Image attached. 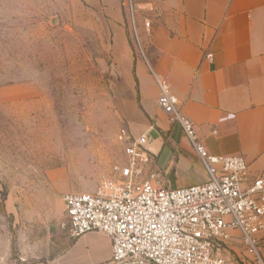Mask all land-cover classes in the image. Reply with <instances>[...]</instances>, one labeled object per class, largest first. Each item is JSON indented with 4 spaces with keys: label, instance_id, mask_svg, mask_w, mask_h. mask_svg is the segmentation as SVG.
Listing matches in <instances>:
<instances>
[{
    "label": "rangeland",
    "instance_id": "374dc122",
    "mask_svg": "<svg viewBox=\"0 0 264 264\" xmlns=\"http://www.w3.org/2000/svg\"><path fill=\"white\" fill-rule=\"evenodd\" d=\"M159 2L134 0L137 25ZM127 32L145 57L128 0H0V264L104 255L99 236L71 234L63 196L94 191L126 161L118 133H134L141 107L127 87Z\"/></svg>",
    "mask_w": 264,
    "mask_h": 264
},
{
    "label": "crops",
    "instance_id": "0c3cea01",
    "mask_svg": "<svg viewBox=\"0 0 264 264\" xmlns=\"http://www.w3.org/2000/svg\"><path fill=\"white\" fill-rule=\"evenodd\" d=\"M150 19V27L145 19ZM145 57L136 56L127 32V87L139 91L135 135L150 134L151 167L170 187L206 181L208 174L179 123L158 106L159 89L149 65L167 78L179 107L214 154H243L254 170L264 166V0H160L138 22ZM213 52L214 58H206ZM216 129V131H214ZM225 264H255L238 231ZM107 247L99 263L112 256ZM79 239V240H80ZM78 240V241H79ZM264 255V239L262 247ZM97 264V263H96Z\"/></svg>",
    "mask_w": 264,
    "mask_h": 264
},
{
    "label": "built area",
    "instance_id": "2783aa9c",
    "mask_svg": "<svg viewBox=\"0 0 264 264\" xmlns=\"http://www.w3.org/2000/svg\"><path fill=\"white\" fill-rule=\"evenodd\" d=\"M128 3L140 40L134 0ZM145 24L150 27L151 20ZM205 56L213 60L214 53ZM149 69L159 89V108L181 125L208 179L167 186L151 167L150 134L122 128L118 140L126 161L116 164L113 175L103 177L94 191L63 196L71 234H106L112 242L106 264H225L238 231L255 264H264V166L254 170L243 154L211 153L180 109L169 80Z\"/></svg>",
    "mask_w": 264,
    "mask_h": 264
}]
</instances>
